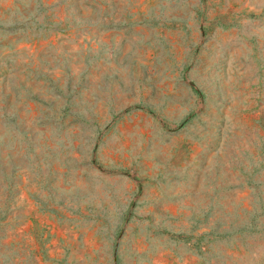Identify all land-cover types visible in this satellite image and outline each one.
I'll return each mask as SVG.
<instances>
[{
  "label": "rangeland",
  "instance_id": "obj_1",
  "mask_svg": "<svg viewBox=\"0 0 264 264\" xmlns=\"http://www.w3.org/2000/svg\"><path fill=\"white\" fill-rule=\"evenodd\" d=\"M0 264H264V0H0Z\"/></svg>",
  "mask_w": 264,
  "mask_h": 264
},
{
  "label": "trees",
  "instance_id": "obj_2",
  "mask_svg": "<svg viewBox=\"0 0 264 264\" xmlns=\"http://www.w3.org/2000/svg\"><path fill=\"white\" fill-rule=\"evenodd\" d=\"M163 233H167L168 235H170L172 237H175L176 239H184V238H186V236L183 235V234H174V233H169V232H165V231Z\"/></svg>",
  "mask_w": 264,
  "mask_h": 264
}]
</instances>
